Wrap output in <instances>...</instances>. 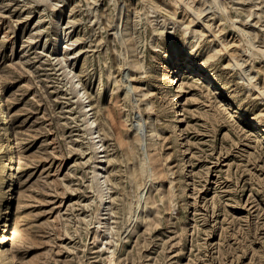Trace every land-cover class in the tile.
Here are the masks:
<instances>
[{"label": "rangeland", "instance_id": "1", "mask_svg": "<svg viewBox=\"0 0 264 264\" xmlns=\"http://www.w3.org/2000/svg\"><path fill=\"white\" fill-rule=\"evenodd\" d=\"M0 85V264H264V0H0Z\"/></svg>", "mask_w": 264, "mask_h": 264}, {"label": "bare ground", "instance_id": "2", "mask_svg": "<svg viewBox=\"0 0 264 264\" xmlns=\"http://www.w3.org/2000/svg\"><path fill=\"white\" fill-rule=\"evenodd\" d=\"M190 6V3H187V7ZM131 15V12L129 13L128 17ZM55 22H59V14H57L55 16ZM201 25H203V27L205 26H210V24L207 21H202ZM57 49H59L61 46L64 45V38H63V33L59 35L57 42ZM187 51L189 52V54H191L192 48L191 46H188ZM181 50H175L173 52V54H168V60H167V64L165 66V70H166V75L163 77V84H166L167 86H169L171 88V90L173 91V96L176 95V97L173 98V114L176 116V118L178 119V121H181V106H182V91H183V86L182 85H178V81L181 77V73L184 70L183 65H184V60L189 59L190 55L187 56V58L185 57L186 54L184 53H180ZM184 55V57H183ZM188 69L192 75H199L201 73L205 74V72L203 71V67L202 64L199 65H194L191 62H188L187 64ZM78 94L81 96V98H88L87 93L85 91L82 90V88H80L78 90ZM85 99V100H86ZM224 107L225 104L222 103ZM87 106H90L89 110H92V104L88 103ZM233 116V117H232ZM232 120L233 121H237L239 118H237L238 116L236 114H232ZM90 124L92 126V139L95 142L97 151H98V167L96 169V176L101 177L103 172L102 169L100 167V164L103 160V155H102V151L104 150L103 148V143H102V138L101 135L99 133V129H98V123L97 120L95 118L91 119ZM259 131V135L261 136V139H264V132H262V130H258ZM14 145H15V139H14V135L12 132V123L10 120V117L7 114V108H6V102H5V98L3 95V90L2 87L0 85V153L1 155V174H2V178L5 182H7V190L5 192H3V199L5 200V198L9 197V194H11L13 192V190L15 189V178H14V170L17 164V155L15 153V149H14ZM8 241V234H7V224L4 223L2 220L0 221V247L1 245H3L4 243H6Z\"/></svg>", "mask_w": 264, "mask_h": 264}]
</instances>
